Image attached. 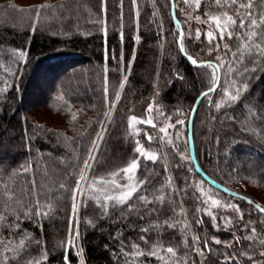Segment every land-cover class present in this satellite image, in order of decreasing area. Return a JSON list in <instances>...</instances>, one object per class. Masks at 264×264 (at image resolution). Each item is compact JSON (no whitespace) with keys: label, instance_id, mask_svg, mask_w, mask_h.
Instances as JSON below:
<instances>
[{"label":"trees","instance_id":"16d2710c","mask_svg":"<svg viewBox=\"0 0 264 264\" xmlns=\"http://www.w3.org/2000/svg\"><path fill=\"white\" fill-rule=\"evenodd\" d=\"M172 3L123 0L121 7V0H107L105 16L101 0H0V264H66V257L68 264H264V212L220 192L191 162L188 117L197 96L215 83L214 69L193 65L178 43L183 34L187 56L223 64L218 86L196 109L197 166L264 208V57L248 47L253 41L264 47V32L257 29L260 36L253 41L220 40L216 34L209 43L206 35L210 17L225 12L237 20L234 31L245 32L236 12L244 16L246 10L239 4L251 3L250 11L259 20L264 0H237L235 6L231 0L219 5L200 0L199 8L195 0L191 6L184 0ZM226 43L229 51L224 50ZM237 50L247 57L243 63L233 55ZM245 66L257 70L245 72ZM243 84L247 91L229 103L228 95ZM30 93L37 100L23 108ZM217 103L223 104L219 110ZM38 112L55 120H42ZM132 116L141 122L130 128ZM166 122L175 126L160 140L159 128ZM138 142L145 153L157 157L155 162L135 151ZM134 160L139 166L129 180L121 170ZM85 161L92 167L85 169ZM83 172L82 188L88 191L85 195L82 190L75 216L72 191ZM101 178L103 190L89 187ZM133 180L147 183L131 200L113 207L114 200L104 191L122 196L130 188L111 189ZM138 195L151 203L145 206ZM206 198L219 203L213 207L204 203ZM105 203L106 215L100 206ZM72 220L78 222V236L69 232ZM253 228L255 240L244 239ZM194 237H200L199 244ZM213 238L222 243L215 244ZM205 240L211 252L204 249ZM169 246L176 257L166 253ZM153 249L156 255L146 254Z\"/></svg>","mask_w":264,"mask_h":264},{"label":"snow or ice","instance_id":"6c2138e0","mask_svg":"<svg viewBox=\"0 0 264 264\" xmlns=\"http://www.w3.org/2000/svg\"><path fill=\"white\" fill-rule=\"evenodd\" d=\"M195 2H196L197 8H199L200 0H195ZM224 2L227 3L228 0H224ZM101 3L104 6L103 7V11H104L105 16H106L107 15V0H101ZM135 3H136V0H133V4H135ZM184 3L188 4L189 6H191V0H184ZM216 3L218 5L221 4V0H216ZM231 4L233 6H235L237 4V0H231ZM122 6H123V0H121V7ZM48 7H51V6L50 5L41 6V8H48ZM239 8L246 10V14L244 16H241L239 11L236 12V16L240 17V19H239V28L240 29H245L246 30L245 32H236V31H234V28L237 25V20L234 19L232 15H228L227 12H225L223 14V17H216V16H211L210 17V20L214 21L216 23V27H217V29L219 31V39L220 40H224L225 37H227L228 40H233L234 38H236V39H240V40L247 39L248 41H253L254 37L259 38V36H260V33L257 32V29H260L261 32H264V17H260L259 20H258L257 18H255L253 16L252 12L250 11V9L252 8V4L251 3H248V4L240 3L239 4ZM21 11H25V10L21 9ZM26 11H32V9H28ZM37 15L39 16V10H37ZM196 20L200 21V17L197 16ZM200 22H203V21H200ZM178 27H179V25H178ZM248 29H251V34L250 35L247 34V30ZM106 33H107V29L105 28V34ZM196 35H197V39H199V37L201 35L199 30H197ZM208 36H209V43H211L213 40L217 39V37L215 35H213L212 32H209ZM121 39H123V33H121ZM180 45H181L180 51L184 52L183 34H181ZM248 47L249 48H253L254 47L255 51H256V55L260 56V57H264V47H261V44L255 43L253 41V43L249 44ZM217 48H219V45H217ZM224 50L225 51H229L230 50L229 45L227 43L224 45ZM21 55H23V53H21ZM233 55L236 56L237 59L239 60V62H241V63H243V59L244 58H247L239 50H237L236 52H233ZM248 55H251V53H249ZM187 58L191 61V63L193 65H196V66H199V67L213 68L214 69L213 82H216V81L219 80L218 72H219V68L222 67L223 64H221L220 66H217V65H214L212 62L200 63V62H198L196 59H194L190 55ZM217 59H219V57H217ZM251 62H254V60L251 61ZM256 70H257L256 68L248 69L247 66H245V68H244L245 72L251 71V72L254 73ZM232 71L233 70L230 68L229 69V73L231 74ZM125 79H127V77H125ZM231 86H235V82L234 81H233V84ZM121 87H123V84L121 85ZM214 90L215 89L209 88V92L214 91ZM244 91H247V84H243L242 88L238 89L235 95H228L227 91L225 92V95H228V102L232 103V102L238 101L240 99V97L242 96ZM209 92L201 93V95L204 96V97H207ZM105 95H106V97L108 95L107 81L105 83ZM116 99L117 100L120 99L119 93H117ZM222 106H223L222 103H217L216 104V108L218 110ZM192 110L196 111L195 108H193ZM148 111L149 112L152 111L151 105L149 106ZM107 115L108 114H106V116ZM73 119H75V116H73ZM138 122H141V121H138L135 116L130 117L129 118V127L130 128L133 127L135 125V123H138ZM147 123L152 125V127L156 126L151 120L147 121ZM176 123L177 124H183V123H185V121H179L178 120V121H176ZM174 126L175 125H171V124L168 125V127H174ZM159 130H160V132L165 133V136H167V128H160ZM98 139H102V137H100L99 134H98ZM148 139L151 141L152 137L149 136ZM161 139L163 140V137H161ZM168 142L171 143V140L169 139ZM93 146H94V148L98 147V145L95 142H93ZM135 151L137 153H140L141 156H144L147 159L152 160L153 162H155L156 159H157V157L155 155H148L147 153H145L144 148L142 146H139V142H138V146L136 147ZM90 159H95V157H91L90 156ZM138 166H139V161L134 160L128 167L122 169L121 171L125 174V176H127V178L129 180H132L134 172L138 168ZM84 167H85V169H88V168H91L92 166L88 163V161H85L84 162ZM25 171H27V169H25ZM115 175H119V173H117ZM85 179H86V176L81 174L80 180L77 181L76 189H74L72 191V212H73V214H75L77 212V209H78L77 194L80 191L83 190L85 195H87V191L88 190L82 188V182ZM102 182H103V178H101V182L92 181L91 184L89 185V187H91V185L94 184V185H96L97 188H101V190H103V188L101 187ZM146 183H147V180H133V182L130 185L119 184V185H116L115 187H113L111 189V191H121V190H123L126 187L130 188V190L125 191L122 196L113 197L111 195H108L107 191H104V195L107 196L108 200H114V204L112 205L113 207H115L116 205H123L126 202H128L129 200H131L132 197H133V194L134 193H138L139 189L141 187H143ZM63 187H64V185H61V188H63ZM137 199H138V201L143 203L145 206H147V204L151 203V201L147 200L146 196L138 195ZM245 199H247V198H245ZM97 200H99V197H97ZM159 200L161 202H163L164 201V197H159ZM248 202L254 204V202L251 201V200H249ZM204 203H207V201H204ZM218 203H219V201L215 200V199H213L211 201V204H212L213 207L216 206ZM100 206L103 208L104 214L106 215L108 213V204L105 203V204H102ZM228 207L233 208L237 212L240 211L239 207L236 206V205H228ZM255 208L260 210V211H262V212H264V208H261V206L259 204H255ZM129 210L130 211L134 210L131 205L129 206ZM153 210H155V209H153ZM198 211H199V209H198ZM36 214L39 215V212H37ZM26 215H27V213H26ZM213 219L215 220V217H213ZM241 219H243V213H241ZM197 223H202V221H197ZM228 223H231V221H229ZM77 224H78V222H76L75 220H72V221L69 222V232H70V234L72 232H75V236L79 235L78 228L76 227ZM168 226L169 227H175V225H173V224H169ZM214 227H218V226L214 224ZM142 231L147 232L148 229H143ZM255 237H256V229L253 228L252 229V235L251 236H246V237H244V239H247V240H250V241H254ZM74 239H75V237H73V240ZM141 240H145L146 241V237L142 236ZM213 242L215 244H221L222 243L221 240L216 239V238H213ZM236 242H239V238H237ZM69 243L71 244L72 241L70 240ZM194 243L195 244H199L200 243V237H194ZM260 243L262 245H264V239H262L260 241ZM20 246H21V248H23L25 246L23 241H21V245ZM230 246H231V244L226 245V247H230ZM132 247L134 249H138V245L134 244ZM203 247H204V249H207L208 252H211V248H210L207 240L204 241ZM191 250L197 252L199 255H204V251L202 249L198 248V247H193ZM166 253L170 254V257H173V258L176 257V255H177L176 250L173 247H171V246L166 248ZM146 254L156 255L157 253H156L155 249H153L152 252L146 253ZM260 255L264 256V252H261ZM160 259H163V257H160ZM231 259H234V257H226V260H231ZM248 259L251 260L252 257H248ZM65 261H66V264H68L67 257L65 258ZM30 264H31V262H30ZM37 264H39V262H37Z\"/></svg>","mask_w":264,"mask_h":264},{"label":"water","instance_id":"95a60500","mask_svg":"<svg viewBox=\"0 0 264 264\" xmlns=\"http://www.w3.org/2000/svg\"><path fill=\"white\" fill-rule=\"evenodd\" d=\"M171 7H173L172 0H171ZM175 22H176V20H175ZM178 43H179V47H181L180 46V37L178 38ZM182 53H183V55L186 58L188 57L184 52H182ZM205 62H207V61H203V62H200V63H205ZM218 75H219V80H220V71L218 72ZM219 80L216 81L210 88L216 89V87L219 84ZM204 92H209V88L204 90V91H202L201 93H204ZM201 93L197 96V98L195 99V101L193 103V106H192V108L190 110V113H189L188 123H187V143H188V151H189V156H190L191 162L193 163L194 168L196 169V171L205 180H207L212 186H214L216 189H218L220 192H222L224 194H227V195H230L232 197L238 198V199H240V200H242V201H244V202H246V203H248L250 205H253L255 207V203L252 204V203L248 202L250 199L247 196H245L242 193H239V192H237V191H235L233 189H230V188H228V187H226V186L214 181L209 176H207L204 172H202V170L197 166L195 155H194V149H193V121H194V117H195L196 111H193L192 109L193 108L197 109L200 101L203 99L204 96H202ZM245 198H247V199H245Z\"/></svg>","mask_w":264,"mask_h":264},{"label":"rangeland","instance_id":"374dc122","mask_svg":"<svg viewBox=\"0 0 264 264\" xmlns=\"http://www.w3.org/2000/svg\"><path fill=\"white\" fill-rule=\"evenodd\" d=\"M18 1H19L20 3H25V4H27V3H32V2L37 1V0H18ZM196 31H197V29H196ZM199 31H200V30H199ZM209 32H212L213 35L219 34V31H218V29H217V27H216V23H215L214 21H211V20H209V23H208V25H207V31H206V35H207L208 38H209V36H208V33H209ZM37 96H38V95H37ZM37 96L35 95V97H34L33 94L30 93V94H29L30 99L26 100V103L23 104V108H27V109H29L30 107H32L33 104H35V101L37 100ZM115 104H116V101H115V103H114L113 109H112V110L110 111V113H109L110 116H111V114H112V112H113V110H114ZM30 111H32V110H30ZM42 112H43V111H42ZM42 114H43V113H42ZM42 114H41V112H40V113H39V112L37 113L38 117H39L40 119H42V120H46V121L49 122V123H52V122L55 120V118L52 117V116H50V114H47V113H46V115H44V116H42ZM109 118H110V117H108V120H109ZM168 125H170V124L166 122L165 124H161V126H160V128H167V136L170 135L171 128L173 129V127H168ZM160 128H159V129H160ZM178 132H179V130H178ZM167 136H165V133H162V132H161V135H160L159 137H160V140H162L161 137L165 138V137H167ZM82 174L86 176L87 172H86V173L83 172ZM80 176H81V175H80ZM80 176H79V178H78V181L80 180ZM84 181H85V180H84ZM84 181L82 182V187H83V185H84ZM76 185H77V184H76ZM239 186H240V189L244 188V183L239 184ZM75 189H76V187H75ZM251 189H252V188H251ZM251 191H252V190H251ZM252 192H254V191H252ZM226 195H227V194H226ZM255 195H257V194H255ZM80 196H81V191H80V193H79V196H78V194H77V204H78V207H79V203H80ZM229 196H230V195H229ZM212 200H213L212 198H210V199L206 198L207 203H210ZM263 200H264V198H263ZM208 211H209V210H208ZM72 214H73V212H72ZM77 214H78V209H77V212H76L75 214H73V215L76 216Z\"/></svg>","mask_w":264,"mask_h":264}]
</instances>
